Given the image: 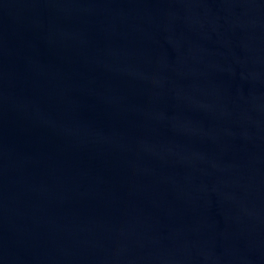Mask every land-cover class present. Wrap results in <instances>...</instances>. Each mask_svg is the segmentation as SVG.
Instances as JSON below:
<instances>
[{"label": "water", "instance_id": "water-1", "mask_svg": "<svg viewBox=\"0 0 264 264\" xmlns=\"http://www.w3.org/2000/svg\"><path fill=\"white\" fill-rule=\"evenodd\" d=\"M0 264H264V0H0Z\"/></svg>", "mask_w": 264, "mask_h": 264}]
</instances>
